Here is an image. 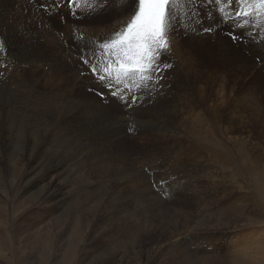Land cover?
Here are the masks:
<instances>
[{
    "label": "rangeland",
    "instance_id": "rangeland-1",
    "mask_svg": "<svg viewBox=\"0 0 264 264\" xmlns=\"http://www.w3.org/2000/svg\"><path fill=\"white\" fill-rule=\"evenodd\" d=\"M182 1L187 4L181 2L178 5L176 20L173 21L177 26V39L184 41V46L181 45L180 50H177L178 56L185 54L187 50L186 55L192 52V57H195L193 59L197 57L200 60L199 69L203 72L200 79L210 75L219 80L218 84L225 86L221 100H226L229 95L231 97L228 99L232 98L241 89H257L259 92V85L264 89L263 67H255L264 62L258 61L264 55L254 49L255 55L251 56V52L239 45L238 41H232L229 32L233 31V24L229 27V20H222L218 11V6L226 12L231 10L230 7L222 3L218 5V0ZM28 2L29 0H0V39L4 41L5 48L4 52H0V180L5 175V179L1 180L5 181L4 184L0 182V264H194L205 260V264H232V257L236 253L263 245L264 139L258 133L264 126L261 122L263 113L242 104V108L246 107V112L250 113V118L259 123L254 127L243 124L239 127L240 131L239 128L236 130L237 134L249 135L254 140V145L257 141L262 146L259 154L252 152L250 144L240 148L221 134L220 126L210 120L209 131L199 140L197 148L209 157L213 155L211 158L214 159L208 158L203 162L205 166L199 164L200 166L190 167L174 176L169 173L164 175L163 171H151L152 163L147 154L151 149L155 150L164 138L159 126L146 124L148 120L156 121V118L143 111L142 107L153 109L158 105L147 102L146 106L143 103L144 95H139V91L134 90L138 99L129 107L97 80L102 88L93 82L80 86L83 79H95L89 70L81 69L86 72H82L83 74L77 72V58L80 59V55H77L76 50H79L78 45H84L82 40L67 38L61 31L66 30L69 23L84 26L97 23L102 24V27L110 25L113 19L109 20V17L118 12L120 5L129 6V0H83L82 3L81 0H76L75 5L70 4L69 0ZM212 15L215 17V25L212 27L214 30L205 32V28L211 27L206 22ZM240 30L235 29L237 33ZM243 33L251 45L264 49V10H261V15L255 22L248 24ZM195 35L202 39L190 38ZM71 47L74 50H70ZM224 48L229 51L230 56L226 55L227 52L223 54ZM222 61L225 62L224 68ZM242 64H249L251 72L237 71L234 68ZM10 67L16 69L13 71ZM180 68V65L177 66L173 75L177 73L175 76L181 77ZM71 73L77 75L70 77ZM196 80L197 82H192L195 89L192 87L189 91L183 90L190 98L196 96L199 87H206ZM235 80L238 84L234 83ZM21 88L23 92L20 91ZM151 91L150 96L155 93V90ZM101 92L103 96L100 95ZM182 92L181 95L184 94ZM184 95L182 97H188ZM129 98L131 99L130 94L125 92V100ZM184 98L175 103L183 104L180 101ZM210 99L212 102L213 98ZM76 103L84 109L79 110ZM73 106L75 107L72 108ZM87 107L89 108L86 109ZM170 109L172 107H165L164 117L173 113ZM103 110L108 112V118L105 119L111 124L107 129L112 139L110 146L105 145L106 130L100 135L98 126L94 128L88 125L90 121L99 124L98 121L103 118L98 115ZM73 112H77L76 115ZM201 113L200 106L182 111L173 118V130L181 137L189 136L191 139L195 124L199 127L197 118ZM19 117L22 122L16 120ZM86 119L89 120L88 123ZM14 129L17 132L20 130L21 134ZM217 132H220V136ZM7 133L11 134L7 137ZM26 134L28 139L25 138ZM94 147L100 148V153H95ZM136 152H142V155ZM8 163L12 164L9 166ZM222 168L226 170L225 173L220 171ZM189 172H193V175ZM229 187L233 190H229ZM245 192H251L257 214L243 216V212L240 213L243 209L240 208V200L231 203V207L228 205L226 209L219 210L220 204L235 194L247 198V195H243ZM203 199L209 205L204 202L198 204ZM212 199L215 202L211 204ZM250 201L247 199V203H251ZM30 229L33 230V236ZM43 229L52 232L46 233V236ZM52 233H55V238ZM50 235L53 237L50 238ZM223 245L228 246L224 252ZM178 246L182 248L179 249ZM224 257L231 262H224ZM258 260L261 262H257ZM255 262L264 264V256L255 259L253 263Z\"/></svg>",
    "mask_w": 264,
    "mask_h": 264
},
{
    "label": "bare ground",
    "instance_id": "bare-ground-1",
    "mask_svg": "<svg viewBox=\"0 0 264 264\" xmlns=\"http://www.w3.org/2000/svg\"><path fill=\"white\" fill-rule=\"evenodd\" d=\"M31 0H29V2H30ZM82 1L83 0H81V3H82ZM28 2V3H29ZM184 1H182V3H183ZM23 3V2H22ZM27 3V4H28ZM31 3V2H30ZM29 3V4H30ZM87 3V2H86ZM123 3V2H122ZM185 4H187L186 2H184ZM51 4V3H50ZM184 4V5H185ZM206 4V3H205ZM10 4H8V6H9ZM2 6V5H1ZM186 6V5H185ZM11 7V6H10ZM129 6H126V4H122V5H120V8H119V10H118V12H116L115 13V15H113V16H111V17H109V20H112L113 19V23L112 24H110V25H106L105 27L103 26H101L102 24H98L97 25V23L95 24V25H92V26H84V25H80L79 23H75V25H71L70 23H69V25H68V27L66 28V30H61L63 33H64V36H66L67 38H71V37H75V39H77V40H82L81 42L83 43V45H86V44H89L91 41H93V40H102L103 38H105V37H107V36H109L111 33H112V31L113 30H115V29H118V28H120L121 27V22L123 21V20H125V19H127V12L125 11L127 8H128ZM190 7V6H189ZM196 7V6H195ZM188 8V7H187ZM208 8V7H207ZM20 9V8H19ZM23 9V8H22ZM26 9V8H25ZM208 10V9H207ZM18 11H20V10H18ZM22 12H23V10H22ZM188 12V11H187ZM202 12V11H201ZM188 13H190V12H188ZM187 15V14H186ZM188 16H190V15H188ZM203 16V15H202ZM205 16V15H204ZM6 17V16H5ZM194 17V16H193ZM212 18H210V19H208V21L206 22V24L208 23L211 27H214V25H215V17L212 15L211 16ZM37 18V17H36ZM195 18V17H194ZM8 20H10V19H8ZM109 20H107V21H109ZM43 21V20H42ZM227 21V20H226ZM35 23H37L36 21H34ZM47 23V22H46ZM195 23V22H194ZM37 25H38V23H37ZM42 25V24H41ZM227 25L229 26V27H232V25H231V21H228V23H227ZM53 26H54V24H53ZM13 27V26H12ZM32 27V26H31ZM38 27V26H37ZM55 27V26H54ZM53 27V28H54ZM204 27H205V24H204ZM226 27V26H225ZM2 28H3V26H2ZM34 28V27H33ZM201 28V27H200ZM13 29V28H12ZM29 29V28H28ZM49 29V28H48ZM232 29V28H231ZM25 30V29H24ZM39 30V29H38ZM37 30V32L38 33H40L39 31ZM52 30H54V29H52ZM58 30V29H57ZM57 30H55L56 31V33H61L60 31H57ZM88 30H90V33H88L89 31ZM49 31H50V29H49ZM88 31V32H87ZM45 32L47 33V30H45ZM75 32V33H74ZM220 32V31H219ZM221 32H223V31H221ZM220 32V33H221ZM13 33V32H12ZM15 33V32H14ZM20 33V32H19ZM41 33H43L42 31H41ZM45 33V34H46ZM51 33V32H50ZM53 33H55L54 31H53ZM85 33L87 34V35H85ZM239 34H241L242 36H243V38L241 39V40H239L238 41V44L239 45H242L243 46V48L245 49V50H248L249 52H251V56H254L255 54H254V49L255 50H257L258 52H261L263 55H264V49H262V47H260V48H255V46H253V45H251L248 41H247V39H245V35H244V33H243V31L242 30H240V32H238ZM62 34V33H61ZM60 34V35H61ZM5 35H7L6 33H5ZM220 35V34H219ZM224 35V34H223ZM30 36V35H29ZM87 36H89V37H87ZM217 36V35H216ZM18 37V36H17ZM40 37V36H39ZM80 37H83V39H79ZM87 37V38H86ZM197 37L198 36H192V37H190L191 39H197ZM5 38V37H4ZM20 38V37H19ZM19 38H18V40H19ZM53 38V37H52ZM85 38V39H84ZM198 38H200V37H198ZM179 39V38H178ZM177 39V37H176V35L174 36V42L172 43V45H171V52H170V54L166 57V59H167V62H169L171 65H172V67L170 68V69H168L165 73H164V79L160 82V85H158V86H150V88L149 89H141V90H138L139 91V95H144V101H143V103H146L147 104V102H149L150 104H153V105H158L156 108H153V109H149V108H146V107H142V110L143 111H145V112H147V113H149L150 115H152V116H154L155 118H156V121H153V120H148V122L146 123V124H148L149 126H153V125H155L156 127H158V129L159 130H161V131H163L162 132V136H163V140H161V143H160V145L155 149V150H152L151 148V150L148 152V154H147V156H148V159H150L151 161V171H163L164 172V175H165V173L166 174H170V175H176L177 173H180L181 174V172L182 171H185V170H187V169H189L190 167H193V166H197V165H199V164H204L203 162L206 160V159H208V158H211L213 155H210V157L207 155V154H205L204 153V151H201L200 150V148L198 149L197 148V144H198V142H199V140H201L202 139V137L204 136V134L205 133H207L208 131H209V122H210V120H212L214 123H216V124H218L219 126H220V128H221V134L223 133V135L224 136H227L228 137V139H230L231 141H233L234 143H236V144H238L239 146H240V148H243L244 147V145L245 144H250L252 147H253V153L254 154H259L260 152H261V150H262V146L260 147V145H259V143L256 141L255 142V144L256 145H254V140L252 141L251 140V138H250V136L249 135H242L241 133L240 134H237L236 133V130H237V128H239L241 125H246L247 127H249V126H251V127H254L256 124H257V122L259 123V121L258 120H256V121H254V119L253 118H250V113H248V112H246V107L247 106H252L253 107V109L254 110H259V111H261L262 113H263V115H262V117H261V122H263L264 123V89H261V87H260V85L258 86V88H259V92L258 91H256L257 89H255L254 91H252V90H245V89H241L240 91H238V92H236L234 95H233V97L232 98H230V99H228L229 97H231V95H227L228 97H226L225 95L223 96V97H226L227 99L225 100V98H224V100H221L222 98V95H221V93H222V91H224L225 90V86H223L222 84H218L217 82L219 81L218 79H215L214 77L212 78L210 75H208L207 77H205V78H202V79H200L201 77H203L202 75H201V73H203L200 69H199V67L201 66V63H200V60H198V58L196 57V59H193V57H194V55H193V57H192V52H189L188 54L189 55H186V51H185V54L183 53V55L182 54H180V55H182L181 57H179L178 56V51L177 50H180V48H181V45H183L184 46V41L183 40H178ZM200 39H202V38H200ZM199 39V40H200ZM5 40V39H4ZM16 40V39H15ZM72 40V39H71ZM204 40V39H203ZM221 40V39H220ZM10 41V40H9ZM12 41V40H11ZM17 41V40H16ZM21 41V40H20ZM183 41V42H182ZM198 41V40H197ZM218 41V40H217ZM230 41V40H229ZM208 42V41H207ZM17 43V42H16ZM65 43V42H64ZM81 43V44H82ZM198 43V42H197ZM256 43V42H255ZM259 43V42H258ZM19 45V44H18ZM260 45V44H259ZM258 45V46H259ZM196 46V45H195ZM213 46V45H212ZM16 47V46H15ZM36 47V46H35ZM227 47V46H226ZM11 48V47H10ZM9 48V49H10ZM37 48H39V47H37ZM42 48V47H41ZM41 48L38 50L39 51V53H40V50H41ZM68 48H69V45H68ZM208 48V47H207ZM213 49V48H212ZM20 50V49H19ZM70 50H74V48H70ZM188 50H190V49H188ZM210 49H208V51H209ZM10 51V50H9ZM22 51V50H21ZM43 51V50H42ZM45 51V50H44ZM76 51H78L77 52V55H80V52H79V50H76ZM11 52V51H10ZM70 52H72V51H70ZM69 52V53H70ZM183 52V51H182ZM212 52V51H211ZM224 52L226 53L227 52V54L226 55H229L230 56V54H229V51H227V49L226 48H224V50H223V54H224ZM39 53H37V54H39ZM64 54V53H63ZM214 54V53H213ZM69 55V54H68ZM72 55H73V53H72ZM217 55V54H216ZM13 56H14V53H13ZM39 56V55H38ZM70 56V55H69ZM178 56V57H177ZM213 56V55H212ZM15 57H16V55H15ZM47 57H49V56H47ZM214 57H215V54H214ZM21 58V57H20ZM195 58V57H194ZM162 59H163V57H162ZM19 60V59H18ZM264 60V57H260V59L258 60L259 62L260 61H263ZM21 61V60H20ZM29 61V60H28ZM27 61V62H28ZM56 61L58 62V59H56ZM73 61V60H72ZM226 61V60H225ZM6 62V61H5ZM9 62V61H8ZM25 62V61H24ZM73 63H75V62H73ZM6 64V63H5ZM14 63L12 62V65H13ZM221 64L223 65L222 67L224 68L225 67V62H221ZM11 65V66H12ZM17 65V64H16ZM66 65V64H65ZM73 65V64H72ZM181 66V68L179 69V70H181V77H177L178 75H176L175 76V74H177V73H175L174 75H173V73L175 72V68L177 67V66ZM3 66V65H2ZM5 66V65H4ZM7 66V65H6ZM39 67H40V64L38 65ZM70 66V65H69ZM75 66H76V64H75ZM235 66V65H234ZM252 66H254V65H252ZM258 66H262L263 68V70H264V62H261L260 63V65H258V64H256L255 65V67H258ZM11 68V67H10ZM76 68V67H75ZM237 71H243V72H248V73H250L251 72V67L249 66V64L248 65H244V64H242V65H240V66H236V67H234ZM16 68H14V70H15ZM81 69H84V70H87L88 71V68L86 67V66H84L82 63H81V61H80V59H78L77 58V72H78V74H81L82 72H85L84 70H81ZM234 69V70H235ZM3 70V69H2ZM11 70H13V68H11ZM13 70V71H14ZM8 71H10V70H8ZM8 71L7 72H5L6 74L8 73ZM3 72V71H2ZM11 72V71H10ZM17 72V71H16ZM58 72V71H57ZM179 72V71H178ZM227 72V71H226ZM253 72V71H252ZM13 73V72H12ZM86 73V72H85ZM229 73V72H228ZM77 75V73H71V75H70V77H75ZM173 75V76H172ZM242 75V74H241ZM19 76V75H18ZM79 76V75H78ZM215 76V75H214ZM225 76H227L226 74H225ZM4 76H2V78H3ZM223 77V76H222ZM230 77V76H229ZM20 78V77H19ZM77 78V77H76ZM94 78V77H93ZM224 78V77H223ZM50 79V78H49ZM196 79H198L199 81H201L202 83H204L205 84V86L206 87H199L198 88V90H197V93H196V96L194 95L193 97H191L190 98V95L188 96V95H186L187 93H186V91L184 92L183 90H187V91H189L192 87L194 88V86H192V82H197V80ZM229 79V78H228ZM18 80V79H17ZM91 82H93L94 83V85H96L97 87H99V88H102L101 87V85L99 84V83H97V81H96V79H92V80H90V79H83V81H80V83H79V85L80 86H82V85H84V84H88V83H90L91 84ZM235 84H238V81H236L235 80V82H234ZM8 84H9V82H8ZM14 84V83H13ZM25 85V84H24ZM219 85V86H218ZM7 86V85H6ZM17 86V85H16ZM31 86V85H30ZM169 86H172V88L170 89L169 88ZM8 87V86H7ZM4 88V87H3ZM26 88V87H25ZM29 88V87H28ZM159 90H158V89ZM241 88H242V86H241ZM17 89V88H16ZM195 89V88H194ZM247 89V88H246ZM151 90H155V93L153 94V95H149V92L151 91ZM16 91V90H15ZM20 91H22V88H21V90ZM28 91V90H27ZM184 92V94L186 95V96H188V97H182L183 95H181V92ZM228 91V90H227ZM13 92V91H12ZM17 92H18V90H17ZM23 92V91H22ZM40 92V91H39ZM109 92V91H108ZM152 92V91H151ZM182 92V93H183ZM196 92V91H195ZM230 92V91H229ZM234 92V90L231 88V93H233ZM16 93V92H15ZM30 93V92H29ZM190 93V92H189ZM44 94V93H43ZM127 94V93H126ZM193 94V93H192ZM17 95V94H16ZM23 95H25V94H23ZM145 95H147V96H145ZM184 95V96H185ZM10 96V95H9ZM26 96H27V94H26ZM29 96V95H28ZM105 96V95H104ZM137 96V95H136ZM221 96V97H220ZM38 97V96H37ZM40 97V96H39ZM94 97V96H93ZM146 97V98H145ZM18 98V97H17ZM109 98V97H108ZM181 98H184L183 99V101L181 102L180 101V103H183V104H179L178 102V100H180ZM209 98H213V101L211 102V99L209 100ZM221 98V99H220ZM26 99H27V97H26ZM35 100L37 99V98H34ZM92 99V98H91ZM130 99V98H129ZM40 100V99H39ZM227 100H229V101H227ZM32 101V100H31ZM93 101H94V99H93ZM176 101H178L177 103H175ZM6 102V101H5ZM83 102V101H82ZM33 103H35V102H33ZM73 103V102H72ZM71 103V104H72ZM15 104V103H14ZM30 104V103H29ZM96 104V103H95ZM119 104V103H118ZM117 104V105H118ZM242 104H244L246 107H244V108H242ZM4 105V104H3ZM76 105H77V107H78V104L76 103ZM97 105V104H96ZM99 105V104H98ZM32 106V105H31ZM40 106V105H39ZM88 106H90V105H88ZM120 106V105H119ZM125 106V105H124ZM146 106H148V104L146 105ZM196 106H200L201 107V111H202V113L198 116V118H197V120H199V123H198V125H199V127H197V124H195V126L193 127V131H192V136H191V139H189V136L188 137H185V138H183V137H181L180 135H179V133L176 131V130H173V123H175L174 121H173V118L176 116V115H179L180 113H182V111H184V110H186V111H189V109H191V108H193V107H196ZM225 106H227V107H225ZM7 107V106H6ZM30 107V106H29ZM36 107V106H35ZM75 106H73L72 108H74ZM80 107V106H79ZM78 107V108H79ZM85 107V106H84ZM98 107V106H97ZM150 107H151V105H150ZM153 107V106H152ZM151 107V108H152ZM165 107H167V108H170V107H172V110L171 111H173V113L170 115V116H167V117H164V113H166L165 112ZM16 108V107H15ZM77 108V109H78ZM89 107H87L86 109H88ZM119 108V107H118ZM10 109V108H9ZM25 109H27V108H25ZM37 109V108H36ZM81 109H84V108H82V107H80V109L79 110H81ZM96 109V108H95ZM100 109H102V108H100ZM123 109V108H122ZM38 110V109H37ZM45 110H47V109H45ZM45 110H43V111H45ZM65 110V109H64ZM63 110V111H64ZM76 110V109H75ZM99 110V109H98ZM249 110V109H248ZM10 111V110H9ZM21 111H23V108H22V110ZM57 111V110H56ZM90 111H91V107H90ZM135 111V110H134ZM25 112H26V110H25ZM42 112V111H41ZM169 112V111H168ZM10 113V112H9ZM14 113H17V112H15L14 111ZM27 113H29V112H27ZM44 113V112H43ZM46 113V112H45ZM76 113L77 112H73L72 114H75L76 115ZM92 113V112H91ZM134 113L135 112H133V115H134ZM18 114V113H17ZM17 114H16V116L15 117H17ZM22 114V113H21ZM25 114V113H24ZM49 114V113H48ZM48 114H47V116H48ZM70 114V113H69ZM129 114V113H128ZM144 114V113H143ZM12 115V114H11ZM25 115H27V114H25ZM24 115V116H25ZM67 115H68V113H67ZM108 112L106 111H101V113L98 115V117H101V118H103V119H98L99 121H98V123L99 124H97V123H93L92 121H90L89 122V120L88 119H86V123H88L89 122V126L91 125L92 127H94L95 128V126H98V133L101 135L102 134V131L103 130H106V133H107V129L109 128V125H111L110 124V122L108 121V120H106L105 118L107 117L108 118ZM4 116V115H3ZM20 116H22V115H20ZM44 117H45V115H43ZM94 116V115H93ZM115 116H117V115H115ZM38 117H42L41 115H38ZM49 117V116H48ZM77 117V116H76ZM75 117V118H76ZM86 117V116H85ZM120 117H122V116H120ZM154 117H152V118H154ZM14 118V117H13ZM24 118V117H23ZM25 118H26V116H25ZM25 118H24V120H25ZM68 119H69V117H68ZM176 119V118H175ZM255 119H256V117H255ZM16 120H21V117H19V119H17L16 118ZM27 120V119H26ZM29 120V119H28ZM34 120V119H33ZM15 121V120H14ZM58 121V120H57ZM85 121V120H84ZM83 121V122H84ZM113 121V120H112ZM18 122V121H17ZM21 122H22V120H21ZM24 122V121H23ZM58 122H60V121H58ZM82 122V121H81ZM135 122V121H134ZM133 122V123H134ZM145 122V121H144ZM0 123H1V121H0ZM15 123V122H14ZM19 123H20V121H19ZM32 123V122H31ZM45 123H47L46 121H45ZM61 123V122H60ZM262 123V124H263ZM23 124V123H22ZM29 124V123H28ZM115 124V123H114ZM226 124V125H225ZM3 125H6V123L5 124H3ZM21 125V124H20ZM264 125V124H263ZM23 126V125H22ZM46 126V125H45ZM63 126V125H62ZM140 126V125H139ZM146 126V125H145ZM27 127V126H26ZM61 127V126H60ZM111 127V126H110ZM136 127V126H135ZM141 127V126H140ZM217 127V126H216ZM16 128V127H15ZM39 128V127H38ZM45 128V127H44ZM55 128H57V127H55ZM117 128V127H116ZM132 128V127H131ZM257 128V127H256ZM12 129H13V127H12ZM17 129V128H16ZM26 129H28V128H26ZM34 129V128H33ZM59 129V128H58ZM125 129V128H124ZM139 129V128H138ZM152 129V128H151ZM150 129V130H151ZM19 130V129H18ZM29 130H30V128H29ZM36 130H38V129H36ZM40 130V129H39ZM91 130V129H90ZM117 130V129H116ZM128 130V129H127ZM219 130V129H218ZM14 131H15V129H14ZM23 131V130H22ZM32 131V130H31ZM30 131V132H31ZM43 131V130H42ZM41 131V132H42ZM239 131H240V128H239ZM245 131V130H244ZM10 132V131H9ZM8 132V133H9ZM15 132H17V131H15ZM19 132H20V130H19ZM19 132H17L18 134H21V133H19ZM25 132V131H24ZM29 132V131H28ZM64 132V131H63ZM230 132L232 133V134H230ZM7 133V134H8ZM32 133V132H31ZM30 133V134H31ZM44 133V132H43ZM95 133V132H94ZM116 133V132H115ZM258 133H261V135H260V137L262 136L263 138L262 139H264V126L263 127H261L260 128V130H259V132ZM1 134V133H0ZM5 134V133H4ZM11 134V133H10ZM10 134H8L7 135V137L10 135ZM17 134V136H21V135H18ZM22 134H24V133H22ZM36 134V133H35ZM82 134V133H81ZM86 134V133H85ZM230 134V135H229ZM15 135V134H14ZM32 135V134H31ZM107 136H106V138L104 137V139L106 140V143H105V145L106 146H110L111 145V143H110V140L112 141V139H111V136H109V133H107L106 134ZM217 135L218 136H220V132H217ZM1 136V135H0ZM24 136V135H23ZM5 137H6V134H5ZM12 137V136H11ZM28 136H27V134H26V136H25V138H27ZM32 137V136H31ZM30 137V138H31ZM38 137V136H37ZM57 137V136H56ZM96 137V136H95ZM103 137V136H102ZM19 138V137H18ZM29 138V137H28ZM27 138V139H28ZM98 138H100V137H98ZM5 139V138H4ZM4 139H2L3 141H4ZM9 139V138H8ZM37 139V138H36ZM116 139V138H115ZM261 139V140H262ZM0 140H1V138H0ZM7 140V139H6ZM18 140V139H17ZM16 140V141H17ZM38 140V139H37ZM98 140V139H97ZM2 141V142H3ZM9 141V140H8ZM21 142L23 141V140H20ZM25 141H28V140H25ZM24 141V142H25ZM31 141V140H30ZM35 141V140H34ZM41 141V140H40ZM102 141V140H101ZM126 141V140H125ZM218 141V140H217ZM259 141V140H258ZM7 142V141H6ZM203 142V141H202ZM9 143H10V141H9ZM16 143V142H15ZM26 143H28V142H26ZM90 143V142H89ZM217 143V142H216ZM219 143V142H218ZM116 144V143H115ZM129 144V143H128ZM91 145V144H90ZM1 146V145H0ZM16 146V145H15ZM15 146H14V148H15ZM88 146H89V144H88ZM163 146H165L166 147V149H161V147H163ZM32 147V146H31ZM156 147V146H155ZM25 148H26V146H25ZM84 148H85V146H84ZM91 148V147H90ZM154 148V147H153ZM3 149V148H2ZM18 149V148H17ZM31 149V148H30ZM46 150V149H45ZM44 150V151H45ZM94 150H96V151H94L95 153H97V152H99L100 153V148H96V147H94ZM103 150H104V148H103ZM147 150V149H146ZM252 150V149H251ZM0 151H1V149H0ZM13 151V150H12ZM33 151H34V149H33ZM44 151H43V153H44ZM137 151H138V149H137ZM35 152V151H34ZM51 152V151H50ZM49 152V153H50ZM111 152V151H110ZM8 153V152H7ZM47 153V152H46ZM138 152H136V154H137ZM147 153V152H146ZM211 153V152H210ZM45 154V153H44ZM111 154H113V153H111ZM110 154V155H111ZM135 154V153H134ZM139 155L141 154L142 155V152L141 153H138ZM144 154V153H143ZM26 156V155H25ZM35 156V155H34ZM89 156V155H88ZM122 156V155H121ZM120 156V157H121ZM35 157H37V156H35ZM51 157V156H50ZM117 157V156H116ZM119 157V156H118ZM10 158V157H9ZM87 158V157H86ZM97 158V157H96ZM105 158V157H104ZM33 159V158H32ZM48 159H49V157H48ZM55 159V158H54ZM87 159H90V158H87ZM211 159H214V157L213 158H211ZM84 160V159H83ZM105 160V159H104ZM137 161H138V157H137V159H136ZM140 160V159H139ZM143 160V159H142ZM46 161V160H45ZM49 161H50V159H49ZM64 161H65V159H64ZM149 161V160H148ZM210 161V160H209ZM260 161V160H259ZM7 162H10V161H7ZM20 162V161H19ZM34 162V161H33ZM63 162V161H62ZM133 162H135V161H133ZM206 162V161H205ZM54 163V162H53ZM141 163H143V162H141ZM147 163V162H146ZM12 164V163H11ZM10 164V165H11ZM15 164V163H14ZM36 164V163H35ZM56 163H54V165H55ZM63 164V163H62ZM138 164H139V162H138ZM208 164V163H207ZM211 164V163H210ZM8 165H9V163H8ZM9 165V166H10ZM49 165V164H48ZM63 165H65V164H63ZM137 165V164H136ZM143 165V164H142ZM145 166H146V164H144ZM166 165H167V167H166ZM209 165V164H208ZM13 166H15V165H13ZM61 167H63L62 165H60ZM200 166V165H199ZM204 166H205V164H204ZM7 167V166H6ZM51 167V166H50ZM13 168V167H12ZM16 169H17V167H15ZM14 168V169H15ZM57 168V167H56ZM66 168V167H65ZM201 168V167H200ZM206 168V167H205ZM11 169V168H10ZM44 169V168H43ZM192 169V168H191ZM202 169V168H201ZM203 169H204V167H203ZM12 170V169H11ZM18 170V169H17ZM147 170H149V169H147ZM194 169H192V171H193ZM205 170V169H204ZM67 171V170H66ZM190 171V170H189ZM206 171V170H205ZM209 171V170H208ZM220 171H223L224 173H225V169H221ZM1 172V171H0ZM27 172V171H26ZM63 172V171H62ZM162 172V173H163ZM197 172H198V170H197ZM200 172V171H199ZM210 172V171H209ZM32 173V172H31ZM189 173H191V172H189ZM208 173V172H207ZM222 173V172H221ZM14 174V173H13ZM17 174H18V171H17ZM43 174V173H42ZM187 174V173H186ZM203 174V173H202ZM12 175V174H11ZM191 175H193V172L191 173ZM204 175V174H203ZM210 175V174H209ZM0 176H2V175H0ZM5 176V175H4ZM4 176H3V180L5 179L4 178ZM8 176V175H7ZM18 176V175H17ZM162 176H163V174H162ZM185 176V175H184ZM195 176V175H194ZM198 176V175H197ZM197 176H196V178H197ZM208 176V175H207ZM212 176V175H211ZM186 177V176H185ZM192 177V176H191ZM199 177V176H198ZM206 177V176H205ZM11 178V177H10ZM13 178H14V175H13ZM122 178V177H121ZM174 178H176V177H174ZM187 178H188V176H187ZM202 178H203V176H202ZM1 179V180H2ZM171 179H173V178H171ZM184 179V178H183ZM192 179H194V177L192 178ZM210 178H209V176H208V180H209ZM1 180H0V182H1ZM41 180V179H40ZM174 180V179H173ZM182 180V179H181ZM206 180V179H205ZM14 181V180H13ZM189 181V180H188ZM187 180H186V182H188ZM190 181H193L194 182V180H190ZM189 181V182H190ZM3 182H5V181H3ZM3 182H1V183H3ZM15 182V181H14ZM13 182V183H14ZM28 182V181H27ZM31 182V181H30ZM42 182V181H41ZM12 183V184H13ZM29 183V182H28ZM182 183V182H181ZM4 184V183H3ZM42 184V183H41ZM40 184V185H41ZM183 184V183H182ZM31 185V184H30ZM32 185H34V184H32ZM39 185V184H38ZM93 185V184H92ZM3 186H5V185H3ZM190 186V185H189ZM197 186V185H196ZM216 186V185H215ZM6 187V186H5ZM200 187H201V185H200ZM38 188V187H37ZM186 188V187H185ZM193 188V187H192ZM213 188V187H212ZM231 187H229V190H233V188H231ZM239 188V187H238ZM237 188V189H238ZM241 188V187H240ZM244 189V188H243ZM43 190V189H42ZM96 190V189H95ZM189 189H187V191H188ZM196 190V189H195ZM198 190V189H197ZM201 190V189H200ZM205 190V189H204ZM203 190V191H204ZM240 191H241V189H239ZM245 190V189H244ZM44 191V190H43ZM199 191V190H198ZM246 191V190H245ZM93 192V191H92ZM91 192V193H92ZM179 192V191H178ZM185 192V191H184ZM217 192V191H216ZM46 193V192H45ZM94 193H96V192H94ZM191 193V192H190ZM237 193V192H236ZM211 194V193H210ZM247 195L248 197L246 198V196H244L243 198L238 194V195H234V196H232L231 197V199H229V200H226L224 203H222V204H220V208H219V210L220 209H226V207H228V205H229V207H231V205L232 204H234V203H236V201L237 200H240V204H241V207L240 208H243L242 209V211L240 212V213H242V215L243 216H246V214H247V216L248 215H250V217H251V215H255V214H257L258 213V211H257V207L255 206L256 204H255V202H254V199H253V196L251 195V192L250 193H248V192H245V193H243V195ZM195 195H196V193H195ZM242 195V196H243ZM251 195V196H250ZM192 196V195H191ZM196 197H197V195H196ZM195 197V199H197ZM202 197H203V194H202ZM205 198H207V197H205ZM57 199V198H56ZM72 199V198H71ZM247 199L248 200H251L250 202L251 203H247ZM200 202H204V203H206V205H209L208 204V202H207V200L206 199H203L202 201H199L198 202V204L200 203ZM215 202V199H212V202H211V204L212 203H214ZM234 202V203H233ZM67 203V202H66ZM155 203V202H154ZM232 203V204H231ZM162 205V204H161ZM214 205V204H213ZM214 206H216V205H214ZM213 206V207H214ZM156 208V207H155ZM218 208V207H217ZM53 209V208H52ZM51 209V210H52ZM54 210V209H53ZM52 210V211H53ZM37 211V210H36ZM35 211V212H36ZM52 211H50V212H52ZM228 211V210H227ZM82 212V211H81ZM212 212V211H211ZM35 214V213H34ZM41 213H39V215H40ZM83 214V213H82ZM95 214V213H94ZM79 215H81L80 213H79ZM42 216V215H41ZM209 216V215H208ZM77 217H78V215H77ZM80 217V216H79ZM57 219V218H56ZM43 220V219H42ZM79 220V219H78ZM40 221V220H39ZM53 222V221H52ZM40 223V222H39ZM103 223V222H102ZM32 224H34V223H32ZM36 224H38V223H36ZM40 225H42V224H40ZM40 225H39V227H40ZM55 225V224H54ZM23 227V226H22ZM37 227V226H36ZM35 227V228H36ZM48 228H50V227H47V229ZM194 228V227H193ZM19 230H21V229H19ZM30 230H32V229H30ZM35 230V229H34ZM37 230V229H36ZM38 230H41V229H39L38 228ZM44 230V229H43ZM42 230V231H43ZM126 230V229H125ZM22 232H23V230H22ZM28 232V231H27ZM44 232H45V235L47 236V234L49 233H51L52 231H50V232H47L46 230H44ZM125 232V231H124ZM33 233V230H32V232H31V236H33L34 234H32ZM36 233H37V231H36ZM47 233V234H46ZM123 233V232H122ZM39 234V233H38ZM53 234V233H52ZM51 234V235H52ZM55 234V233H54ZM53 234V235H54ZM124 234V233H123ZM50 235V238L51 237H53V236H51ZM118 235V234H117ZM116 235V236H117ZM122 235V234H121ZM116 236H115V238H116ZM30 237V236H29ZM90 237V236H89ZM93 237V236H92ZM118 237V236H117ZM187 237V236H186ZM32 238V237H31ZM54 238H55V235H54ZM148 238V237H147ZM154 238V237H153ZM123 239V238H122ZM96 240V239H95ZM54 242V241H53ZM179 242V241H178ZM157 243V242H156ZM175 243V242H174ZM173 243V244H174ZM176 244V243H175ZM174 244V245H175ZM180 244V243H179ZM145 245V244H144ZM183 246V245H182ZM177 247V246H176ZM184 247V246H183ZM218 247V246H217ZM228 246H226L225 245V247H224V245H223V249H222V247H220V249H222L223 250V252L225 251V249L227 248ZM172 249H173V247H171ZM170 248V249H171ZM178 248L180 249V248H182V247H179L178 246ZM185 248V247H184ZM89 249V248H88ZM175 249V248H174ZM211 249V248H210ZM219 249V248H218ZM212 250H214V249H212ZM211 250V251H212ZM184 251V250H183ZM189 251V250H188ZM217 251V250H216ZM219 251V250H218ZM217 251V252H218ZM243 251H245V252H239V253H236V255H234V257H232L233 258V261H232V264L234 263V264H251V263H253L254 261H255V259H257V258H260V257H263L264 256V244L263 245H260V246H258V247H256V248H247L246 250H243ZM180 252H182V251H180ZM210 251H208V253H209ZM215 252V251H214ZM228 252H230V251H228ZM207 253V252H206ZM226 253V252H225ZM181 254V253H180ZM199 254H201V253H199ZM220 254V253H219ZM218 254V255H219ZM179 255V254H178ZM185 255V254H184ZM183 255V256H184ZM200 256V255H199ZM219 257H220V255H219ZM223 257V256H222ZM58 258V257H57ZM191 258V257H190ZM196 258V257H195ZM203 258V257H202ZM206 258V257H205ZM218 258V257H217ZM231 258V259H232ZM176 259V258H175ZM183 259H185V258H183ZM219 260H220V258H218ZM204 260V259H203ZM227 260H229L230 262H231V260L230 259H227V258H225L224 257V262H228L229 263V261H227ZM175 261H177V259L175 260ZM206 261V260H205ZM205 261H201V262H196V263H194V264H205ZM179 262V261H178ZM177 262V263H178ZM181 262V261H180ZM183 262V261H182ZM186 262V261H185ZM257 262H261L260 260H258ZM93 263V262H92ZM192 263V262H191ZM210 263V262H209ZM155 264V263H154ZM184 264V263H183ZM214 264V263H213ZM253 264H256V262L255 263H253Z\"/></svg>",
    "mask_w": 264,
    "mask_h": 264
},
{
    "label": "snow or ice",
    "instance_id": "snow-or-ice-1",
    "mask_svg": "<svg viewBox=\"0 0 264 264\" xmlns=\"http://www.w3.org/2000/svg\"><path fill=\"white\" fill-rule=\"evenodd\" d=\"M181 2L129 0L125 10L127 19L121 22L120 28L102 40H93L83 47L78 45L81 63L113 96L129 107L138 99L134 90L160 85L164 73L172 67L166 57L177 32L173 21ZM69 3L75 5L76 0H69ZM220 3L231 9L226 12L218 6L221 19L233 24V31L229 32L233 42L243 38L235 29L246 31L248 24L255 22L264 10V0H218V5ZM213 30L212 27L204 29L205 32ZM4 51V41L0 39V52ZM125 92L131 99L125 100ZM100 95L103 96V92Z\"/></svg>",
    "mask_w": 264,
    "mask_h": 264
}]
</instances>
